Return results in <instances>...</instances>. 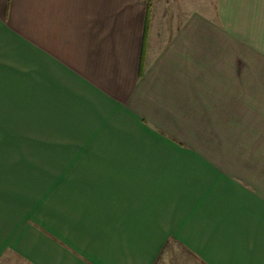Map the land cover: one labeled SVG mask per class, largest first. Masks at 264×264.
<instances>
[{"label":"crops","instance_id":"crops-1","mask_svg":"<svg viewBox=\"0 0 264 264\" xmlns=\"http://www.w3.org/2000/svg\"><path fill=\"white\" fill-rule=\"evenodd\" d=\"M263 46L264 0H0V264H264Z\"/></svg>","mask_w":264,"mask_h":264},{"label":"trees","instance_id":"trees-1","mask_svg":"<svg viewBox=\"0 0 264 264\" xmlns=\"http://www.w3.org/2000/svg\"><path fill=\"white\" fill-rule=\"evenodd\" d=\"M150 16H151V7L149 5L148 7V10H147V23H146V32H145V38H146V33H147V28H148V20L150 19ZM143 72H144V66H143V63L141 64V68H140V76L143 75Z\"/></svg>","mask_w":264,"mask_h":264},{"label":"rangeland","instance_id":"rangeland-1","mask_svg":"<svg viewBox=\"0 0 264 264\" xmlns=\"http://www.w3.org/2000/svg\"><path fill=\"white\" fill-rule=\"evenodd\" d=\"M217 20L218 21H220V17H219V13L217 12ZM218 23H220V22H218ZM233 25H235L236 27H237V29H238V22H235V21H233V23H232ZM234 30H236V29H232V33H236ZM237 34V33H236ZM234 35V34H233ZM264 47V46H263ZM264 50V49H263ZM263 63H264V60L262 61ZM254 94V93H253ZM264 95V93L263 92H259V95Z\"/></svg>","mask_w":264,"mask_h":264}]
</instances>
